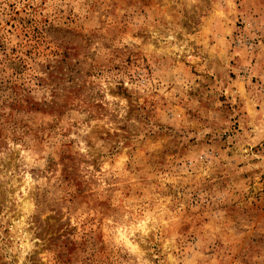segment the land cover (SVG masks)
Returning <instances> with one entry per match:
<instances>
[{
	"label": "rangeland",
	"instance_id": "rangeland-1",
	"mask_svg": "<svg viewBox=\"0 0 264 264\" xmlns=\"http://www.w3.org/2000/svg\"><path fill=\"white\" fill-rule=\"evenodd\" d=\"M0 264H264V0H0Z\"/></svg>",
	"mask_w": 264,
	"mask_h": 264
}]
</instances>
